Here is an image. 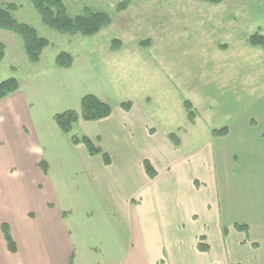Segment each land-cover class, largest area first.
Here are the masks:
<instances>
[{
  "label": "crops",
  "instance_id": "1",
  "mask_svg": "<svg viewBox=\"0 0 264 264\" xmlns=\"http://www.w3.org/2000/svg\"><path fill=\"white\" fill-rule=\"evenodd\" d=\"M20 90L0 101V115L10 120L0 135L5 145L0 264H69L70 257L72 264H264V92L244 99L236 110L220 112L207 96L209 120L190 147L184 139L191 140L190 131L202 119L196 110L189 128L178 130L177 146L138 103L130 102L128 112L111 107L110 117L97 122L78 120L84 136L99 138L96 145L110 164L89 156L82 145L73 146L66 135L79 155L76 164L88 191L73 208L57 204L59 184L50 176L56 161L29 133L30 105ZM222 129L225 134H212ZM144 161L156 172L154 179L146 175ZM14 197L21 204H14ZM11 207L12 223L6 220ZM4 223L17 245L15 254L3 240ZM235 225L247 227V236Z\"/></svg>",
  "mask_w": 264,
  "mask_h": 264
},
{
  "label": "rangeland",
  "instance_id": "2",
  "mask_svg": "<svg viewBox=\"0 0 264 264\" xmlns=\"http://www.w3.org/2000/svg\"><path fill=\"white\" fill-rule=\"evenodd\" d=\"M62 1L72 17L89 9L109 15L111 25L93 37L61 36L41 23L28 0H0L2 7L15 5L13 17L50 43L40 62L30 65L22 42L0 31V43L6 48L0 63V83L15 79L30 105L27 129L41 140L45 152L47 146V158L56 161L50 176L59 184L58 205L66 203L76 208L88 198L76 164L77 150L66 135L59 134L52 116L79 111L81 97L94 95L110 107L138 103L160 130L177 138L182 135L179 129L189 128L183 107V102L189 101L202 117L197 129L188 135L191 140L184 139L190 147L195 135L202 134L204 121L209 120L207 96L215 112H220L223 108L236 110L244 105V99L264 92V50L247 43L256 31L264 36V0H225L218 6L193 0H130L122 12L116 8L123 0ZM113 40L120 41L114 53L110 51ZM61 52L73 58L69 70L54 66ZM228 61L232 65H225ZM220 64L223 67L216 69ZM147 97L149 104L143 100ZM9 121L0 115V135ZM220 124L217 121L215 125ZM55 131L58 137L53 135ZM85 132L78 122L71 135L81 137ZM54 142L56 147H50ZM4 146L0 143V157L5 156ZM13 199L14 204H21L20 198ZM74 212L81 220L80 211ZM33 214L37 218V213ZM15 215L11 207L5 218L12 223Z\"/></svg>",
  "mask_w": 264,
  "mask_h": 264
},
{
  "label": "trees",
  "instance_id": "3",
  "mask_svg": "<svg viewBox=\"0 0 264 264\" xmlns=\"http://www.w3.org/2000/svg\"><path fill=\"white\" fill-rule=\"evenodd\" d=\"M35 12L40 17L41 23L50 31L68 37H93L99 34L103 29H106L111 25V18L109 15L102 12H94L89 9H84L82 13L75 16H70L64 2L62 0H28ZM152 1V0H149ZM196 2L206 3L212 6H218L225 0H193ZM130 0H123L117 5L116 11H125ZM16 7L13 4H8L5 7L0 6V31L10 33L16 36L23 45L24 55L26 61L30 65H36L40 62L43 51L50 45L49 41L37 34L36 30L31 26L18 22L13 17V12ZM247 43L253 48H261L264 50V36L256 31L250 35ZM120 48V41L113 40L110 46L112 53L116 52ZM5 46L0 43V63L5 57ZM73 58L66 52L59 53L55 60L54 66L59 70H69L72 67ZM19 84L15 79H8L0 83V101L7 98L9 95L17 92ZM183 107L186 113V118L189 124H192L195 120L196 113L193 110V106L189 101L183 102ZM120 108L128 112L131 109L130 102H123L120 104ZM111 115V107L99 100L94 95H85L80 99L79 111L67 110L62 113H57L53 116V121L58 130L69 136L70 142L73 146L82 145L89 156H101L104 165L110 164V157L102 149L96 145L99 142L97 137L94 141L86 136L78 137L71 135L74 125L78 120L84 122H97L109 118ZM226 129L220 131H213V135H223ZM168 138L178 145V139L175 134H169ZM39 168L43 174L47 173V165L44 161L39 162ZM143 167L146 175L150 179L156 177V172L151 165L147 162H143ZM235 228L248 234L247 227L241 225H235ZM225 232V230H223ZM1 234L5 242L6 248L9 253L15 254L17 252V245L11 235L10 228L7 224L1 225ZM198 249L202 252L207 251V246L199 245ZM69 264H72V257L69 259Z\"/></svg>",
  "mask_w": 264,
  "mask_h": 264
}]
</instances>
